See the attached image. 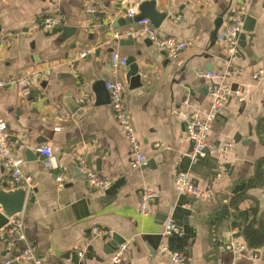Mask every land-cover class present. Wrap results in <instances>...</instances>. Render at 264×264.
I'll list each match as a JSON object with an SVG mask.
<instances>
[{
  "label": "crops",
  "instance_id": "crops-1",
  "mask_svg": "<svg viewBox=\"0 0 264 264\" xmlns=\"http://www.w3.org/2000/svg\"><path fill=\"white\" fill-rule=\"evenodd\" d=\"M86 1L0 0V79L29 77L25 90L0 88V115L35 185L21 217L25 239L10 232L11 223L0 230V264L27 244L44 264H111L114 255L107 250L114 234L128 246L120 264H160L163 247L179 251L190 264H264V246L254 250V260H235L227 248L232 239L245 243L243 229L253 219L264 223V182L250 186L264 157L258 131L264 78H254L264 69V0H157L168 12L160 34L191 43L174 60L147 37L127 35L139 26L127 10L138 11L145 0H97V14L85 11ZM242 8L254 18V31L229 60L219 34ZM58 10L61 24L43 30L42 21ZM113 51L135 59L141 86L130 87L129 65L112 67ZM210 68L246 98L226 102L208 134L214 151L192 160L185 115L209 109V79L203 74ZM108 78L127 85L128 110L148 165L139 166L131 155L113 114ZM227 142L232 146L221 152ZM47 144L53 147L51 159L36 150ZM79 156L111 179L106 190L86 184ZM180 172H189L208 197L181 193L175 182ZM1 183L22 187L0 160ZM144 189L157 193L147 215L139 211ZM244 193L234 206L232 199ZM170 218L183 227L182 234H163Z\"/></svg>",
  "mask_w": 264,
  "mask_h": 264
},
{
  "label": "built area",
  "instance_id": "built-area-1",
  "mask_svg": "<svg viewBox=\"0 0 264 264\" xmlns=\"http://www.w3.org/2000/svg\"><path fill=\"white\" fill-rule=\"evenodd\" d=\"M85 11L91 14H97L101 11L100 5L97 0H87L85 3ZM138 13L136 9L129 8L127 14L134 16ZM246 14L242 8L234 14L229 25H227L219 34L221 41L227 44L228 54L230 59L236 54L238 46L237 34L243 29V16ZM62 13L60 10L47 16L41 24V28L45 31H54L62 22ZM173 19H180L178 16L171 14ZM138 27L132 32H129L128 36H145L147 37L153 46L159 48L165 52L169 59H176L182 51L186 50L191 43L182 41L174 36H162L159 28L152 25L149 19H144L138 22ZM121 35V34H120ZM87 54L84 51L81 56ZM111 65L118 71L129 65V58L123 56L119 51H113L111 53ZM205 78L209 79V92L211 97V105L209 109L201 114L199 112H193L186 114V132L189 141L192 143L189 156L192 160L199 159V156L205 155V150L209 149L210 152L214 151L213 146L208 141V134L213 127L214 122L224 113L225 104L231 97H236L239 101H243L246 98V93L240 88H234L227 80L226 77L217 73L216 71H207L204 74ZM255 79L264 78V69L259 70L254 74ZM29 84V77H21L18 79L11 78L10 80L0 79V88L13 85L17 86L21 90H25ZM106 88L109 91L111 99V107L113 114L118 121V124L126 136L131 155L135 159L139 166L148 164V158L141 151L139 139L135 131L133 116L128 110V103L126 100L127 85L120 79L108 78L106 80ZM232 146L231 142H227L224 147L220 149L221 152H226ZM37 152L43 154L48 159L54 157L53 147L49 144L40 145L36 147ZM0 160L3 161L11 170L14 183L27 188L28 193L34 188L33 178L23 171V164L25 160L19 157L10 140V132L7 120L0 115ZM78 165L83 174L86 184L100 191L106 190L111 185V179L101 175L93 165L87 163L83 156H79ZM62 179V178H60ZM178 190L181 193H188L199 198L208 197L207 192L201 190L193 180L192 175L189 172H180L175 179ZM157 198V193L150 189H144L140 201L139 211L143 215L149 213L150 207L154 200ZM10 232H18L21 240L25 239L23 233L24 221L17 218L12 220ZM94 232L101 233L99 228H95ZM183 233V227L177 224L172 218H170L163 230L164 235H180ZM227 248L232 250L235 260L248 257L252 260L258 257V251L249 250L244 242H240L237 239H232ZM128 249L127 244H123L113 255L111 264H120ZM162 252L164 259L160 264H190L188 258L177 250H172L168 247H163ZM80 257L84 254L80 252ZM14 262H27L29 264H44L42 260L37 257L35 248L27 244L25 249L14 256L13 258L6 259L2 264H13Z\"/></svg>",
  "mask_w": 264,
  "mask_h": 264
},
{
  "label": "water",
  "instance_id": "water-1",
  "mask_svg": "<svg viewBox=\"0 0 264 264\" xmlns=\"http://www.w3.org/2000/svg\"><path fill=\"white\" fill-rule=\"evenodd\" d=\"M138 8H139L138 13L132 17V22H135L137 25L139 21L144 19H149L154 27L160 28L163 22L168 17L167 11H161L158 8L157 0H145L139 4ZM243 20H244L243 29L237 34V38H238V45L245 47L247 45V33L254 31V24H253L254 18L252 17L251 14L246 13L243 16ZM119 22H123V20L120 19ZM130 38L132 37L129 36V39ZM129 66H130L129 77L131 81L130 87L135 88L141 86L142 85L141 74L139 73V67L135 63L134 58L129 59ZM208 71H213V69L210 68ZM104 83L106 86V81ZM78 109H79L78 105L72 107V111ZM28 152L32 154V150H29ZM210 153H211L210 150L206 149L205 155L199 156L198 158L205 159ZM226 167L228 168L229 165L226 164ZM28 197H29L28 190L24 186L10 189L8 188L7 183L0 184V230L4 227H7L12 220L23 216V211L26 202L28 200ZM31 200H33V198H31ZM112 238L113 241L110 242V244H108L110 248L107 250V252L110 254H114L115 251H117L121 245L125 244V240L119 239L117 234H114Z\"/></svg>",
  "mask_w": 264,
  "mask_h": 264
},
{
  "label": "trees",
  "instance_id": "trees-1",
  "mask_svg": "<svg viewBox=\"0 0 264 264\" xmlns=\"http://www.w3.org/2000/svg\"><path fill=\"white\" fill-rule=\"evenodd\" d=\"M264 121L261 120L259 124V134L264 138ZM264 182V157L257 162V169L255 176L250 182V186L254 187L261 185ZM247 196L246 193L237 196L232 199V204L237 206L240 201H242ZM243 236L245 244L249 250H255L259 247L264 246V223L261 220L253 219L248 225L243 229Z\"/></svg>",
  "mask_w": 264,
  "mask_h": 264
}]
</instances>
